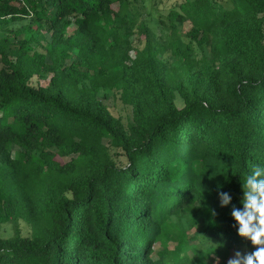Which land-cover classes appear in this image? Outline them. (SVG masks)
<instances>
[{
  "label": "trees",
  "instance_id": "obj_1",
  "mask_svg": "<svg viewBox=\"0 0 264 264\" xmlns=\"http://www.w3.org/2000/svg\"><path fill=\"white\" fill-rule=\"evenodd\" d=\"M137 2L0 0V21L30 17L0 42V264H193L212 237L254 250L231 208L264 165V0H186L157 19L173 47L134 20ZM187 21L216 66L176 45ZM45 71L51 84L34 85ZM115 91L128 126L102 100ZM183 214L202 229L178 234ZM170 236L173 251L156 248Z\"/></svg>",
  "mask_w": 264,
  "mask_h": 264
},
{
  "label": "rangeland",
  "instance_id": "obj_2",
  "mask_svg": "<svg viewBox=\"0 0 264 264\" xmlns=\"http://www.w3.org/2000/svg\"><path fill=\"white\" fill-rule=\"evenodd\" d=\"M186 0H138L135 4V11H134V20H138L140 22H145L148 27L152 28L160 38H163L166 41L167 45L173 47L175 43L174 34L165 30L162 25H159L157 22L158 18H162L167 20V16L172 9H180V4L184 3ZM30 22V17L17 19L16 17L7 16L5 19L0 21V42L3 44H15L16 38L15 34L16 31L23 28L24 26L28 25ZM192 27L190 22H186L183 26H179L176 35H181L180 40L178 39L177 44L181 48H188V45L191 43L189 39L186 37V33ZM75 29V27H73ZM141 35L139 34L138 30H135L134 33L131 35L130 42L134 45V49L130 51V56L132 58L136 57V48H140L143 43L139 40ZM8 42V43H7ZM172 42V43H171ZM193 51L186 49L190 55L191 59L198 60L201 63H208V65L214 67L215 64L213 55L211 52V48L209 45L204 46L202 49L198 48L195 43L191 44ZM74 56L71 57L67 61L68 64L72 62ZM172 60L175 61V58ZM178 62H173V69L177 66L180 67V59L176 57ZM201 64V65H203ZM2 63L0 62V67ZM180 71V70H178ZM53 78V74L49 72H43L40 75H36L33 77V84L34 85H42L48 86L51 84ZM103 102L110 107L111 112L115 116H119L123 119V122L126 126H128L133 119V112L132 108L129 105L123 103L120 98V95L117 91L113 92L111 97L108 99L102 98ZM176 102L179 106L183 105V100L179 94L176 96ZM173 222L177 224V231L178 234H185L193 236L196 231L202 229L204 222L202 219L196 220L195 217L191 216L190 214H183L180 217H173ZM25 227V226H24ZM14 235V227L12 224L7 223L2 226L1 229V236L4 238L13 237ZM175 237H168L164 238L160 241L156 248L162 249L166 246L169 251H173L176 242L174 241ZM209 242L202 247L203 252H201L200 256H196L193 258V264H227V260L234 256L237 250H232L229 253L223 251L222 248L218 246V241L212 237L208 239ZM205 241V240H204ZM207 249V250H206ZM241 253L251 252L253 250H238ZM183 256V255H181ZM172 264V263H170ZM187 264H192L188 262Z\"/></svg>",
  "mask_w": 264,
  "mask_h": 264
},
{
  "label": "clouds",
  "instance_id": "obj_3",
  "mask_svg": "<svg viewBox=\"0 0 264 264\" xmlns=\"http://www.w3.org/2000/svg\"><path fill=\"white\" fill-rule=\"evenodd\" d=\"M242 207L232 205L231 216L235 221L237 235L255 246L251 252L236 251L227 260V264H264V165L250 166L242 183ZM221 207L232 204V196L228 192L219 193Z\"/></svg>",
  "mask_w": 264,
  "mask_h": 264
}]
</instances>
